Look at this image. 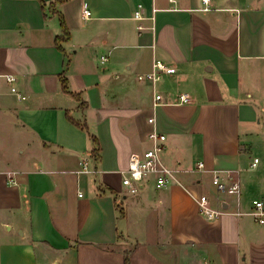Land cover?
Here are the masks:
<instances>
[{
  "label": "crops",
  "instance_id": "obj_1",
  "mask_svg": "<svg viewBox=\"0 0 264 264\" xmlns=\"http://www.w3.org/2000/svg\"><path fill=\"white\" fill-rule=\"evenodd\" d=\"M204 8L0 0V117L23 136L3 137L0 264H126L127 253L131 264H264V223L251 213L264 201V0ZM157 59L176 71L139 80ZM181 93L192 102L179 104ZM154 128L179 182L157 187L151 175L130 194L121 170ZM84 159L98 171H79ZM215 173L240 193L218 192ZM203 193L226 212L201 214Z\"/></svg>",
  "mask_w": 264,
  "mask_h": 264
},
{
  "label": "built area",
  "instance_id": "obj_2",
  "mask_svg": "<svg viewBox=\"0 0 264 264\" xmlns=\"http://www.w3.org/2000/svg\"><path fill=\"white\" fill-rule=\"evenodd\" d=\"M211 0H203L205 4L204 9L210 8ZM83 17L89 18L92 12L89 8H83ZM135 19H142V5H139L138 10L134 15ZM141 28V26H140ZM102 60H107L106 57H102ZM176 68L169 66L162 60H155L153 63L152 71L139 74V80L154 81L161 79L165 73H174ZM9 83H14L16 77L13 75H7ZM13 92H16V88H12ZM179 104H188L192 102V97L188 93H181L178 96ZM162 101V95L157 94L154 99V106H157ZM150 123L155 122V118L149 119ZM150 146L142 151H133L129 156V162L126 169L121 170L122 173V184L126 187L127 192L130 194H136L142 184L152 175L155 177L157 187H164L173 182H179L178 168H175L164 161L163 151L165 149V142L167 135L160 132L156 128L152 129L148 135ZM258 158H256V161ZM205 163L200 161L198 168H204ZM81 172L96 173L97 167L90 166V162L87 159L81 161ZM212 183L216 187L217 191L222 194H234L238 195L241 191V184L237 180H226L218 173H215L212 178ZM199 212L206 216L210 220L217 219L226 212L223 206L216 207L211 201L209 195L203 193L198 198ZM238 214L242 212L237 211ZM255 220L264 223V201L255 199L251 210Z\"/></svg>",
  "mask_w": 264,
  "mask_h": 264
},
{
  "label": "rangeland",
  "instance_id": "obj_3",
  "mask_svg": "<svg viewBox=\"0 0 264 264\" xmlns=\"http://www.w3.org/2000/svg\"><path fill=\"white\" fill-rule=\"evenodd\" d=\"M15 123H9L8 121L4 120L3 117H0V136H1V155L0 158L4 156L3 150H4V142L3 137H8V140H10V144L13 146V142H16L20 140V138H23L21 134V130L14 127ZM6 142V141H5ZM1 163V162H0Z\"/></svg>",
  "mask_w": 264,
  "mask_h": 264
},
{
  "label": "trees",
  "instance_id": "obj_4",
  "mask_svg": "<svg viewBox=\"0 0 264 264\" xmlns=\"http://www.w3.org/2000/svg\"><path fill=\"white\" fill-rule=\"evenodd\" d=\"M62 24H63V28H64V31L67 33V27L66 25L64 24V21L62 20ZM64 39L63 36H60V37H57L56 41H59V40H62ZM62 86H63V89L65 91L68 90V87H67V80L66 78H63L62 76ZM76 97L79 98L78 95H75ZM70 121H72L73 123H75L76 125L80 126L81 128H87V125L86 123H81L80 121H77L76 119H74L73 117H69ZM92 140L94 142V147H93V155L98 157V151H99V147H98V140H97V137L95 135H92ZM126 264H131L130 263V259H129V255L128 253L126 254Z\"/></svg>",
  "mask_w": 264,
  "mask_h": 264
}]
</instances>
